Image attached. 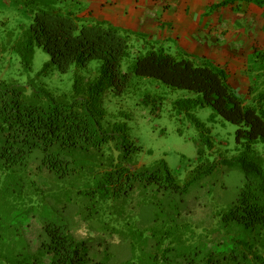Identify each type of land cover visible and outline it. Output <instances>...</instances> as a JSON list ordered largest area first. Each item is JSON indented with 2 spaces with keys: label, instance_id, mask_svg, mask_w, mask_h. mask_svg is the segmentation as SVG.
<instances>
[{
  "label": "rangeland",
  "instance_id": "374dc122",
  "mask_svg": "<svg viewBox=\"0 0 264 264\" xmlns=\"http://www.w3.org/2000/svg\"><path fill=\"white\" fill-rule=\"evenodd\" d=\"M80 2L0 0V80L17 81L28 97L36 90L39 97H30L29 103L48 107L52 102L46 93L56 102L72 103L78 98L76 87L101 77L99 61L87 68L74 66L67 74L55 67L41 74L50 57L40 48H35L30 71L12 59V49L3 54V47H12L30 28L36 9L78 16L86 7ZM138 50L135 43L124 68ZM257 85L258 91L245 94L246 102L264 93V80ZM191 96L150 78L134 80L117 95L105 80L97 107V121L105 130L124 125L127 145L139 147L124 165L144 172L165 162L179 189L164 180H137L128 193L124 181L110 185L104 175L124 160L114 142L68 151L73 170L65 176L42 167L41 160L11 169L0 166V264H50L52 255L43 248L48 226L86 243L89 264H202L213 254H230L235 241L250 242L251 232L224 221L246 181L243 171L231 165L242 152L238 128L210 107L179 111L175 103ZM118 136L121 141L122 133Z\"/></svg>",
  "mask_w": 264,
  "mask_h": 264
},
{
  "label": "trees",
  "instance_id": "16d2710c",
  "mask_svg": "<svg viewBox=\"0 0 264 264\" xmlns=\"http://www.w3.org/2000/svg\"><path fill=\"white\" fill-rule=\"evenodd\" d=\"M36 11L30 28L12 47H3V54L12 49V59L30 71L35 48H40L50 57L41 74L51 67L67 74L74 66L87 68L92 61H99L101 77L87 87H76L77 96L82 99L72 103L56 102L46 93L52 102L48 107L28 102L30 97H39L36 90L28 97L26 87L17 81L0 80V166L11 169L33 159L41 160L42 167L65 176L73 170L66 157L68 151H91L114 142L124 160L122 167L104 175L110 185L124 181L123 184H128V193L137 180L147 183L164 180L168 187L179 189L165 162L144 172L126 167L124 163L131 158L130 153L139 147L127 145L124 125L113 131L105 130L97 121L101 115L97 107L105 80H109L117 95L124 94L134 80L142 78L185 90L192 96L175 103L179 111L189 113L196 107H210L238 128L236 138L242 152L231 165L243 171L246 181L240 197L224 215V221L242 226L253 235L250 242L235 241L230 254H213L202 264H264V93L248 103L234 90L223 67L198 64L185 54L172 55L162 47L152 46L136 53L124 68L133 47L121 30L102 24L81 26L78 16L57 8ZM252 60L250 71L254 85L249 92L258 91L257 83L261 77L264 79V53L256 52ZM192 118L198 128L204 129L195 116ZM119 133L123 135L121 141ZM45 236L43 248L52 255L50 264H89L86 243L76 242L66 230L48 226Z\"/></svg>",
  "mask_w": 264,
  "mask_h": 264
},
{
  "label": "crops",
  "instance_id": "0c3cea01",
  "mask_svg": "<svg viewBox=\"0 0 264 264\" xmlns=\"http://www.w3.org/2000/svg\"><path fill=\"white\" fill-rule=\"evenodd\" d=\"M88 24L115 27L137 52L152 46L223 67L244 99L252 56L264 53V0H81ZM84 4V3H83ZM261 80H264L261 77Z\"/></svg>",
  "mask_w": 264,
  "mask_h": 264
}]
</instances>
